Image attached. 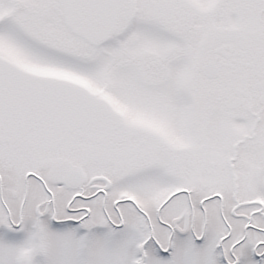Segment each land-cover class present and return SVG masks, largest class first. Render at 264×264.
I'll return each mask as SVG.
<instances>
[{"label": "snow or ice", "instance_id": "1", "mask_svg": "<svg viewBox=\"0 0 264 264\" xmlns=\"http://www.w3.org/2000/svg\"><path fill=\"white\" fill-rule=\"evenodd\" d=\"M0 264H264V0H0Z\"/></svg>", "mask_w": 264, "mask_h": 264}]
</instances>
